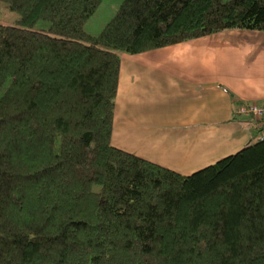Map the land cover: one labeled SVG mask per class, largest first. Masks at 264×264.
<instances>
[{
    "label": "trees",
    "instance_id": "16d2710c",
    "mask_svg": "<svg viewBox=\"0 0 264 264\" xmlns=\"http://www.w3.org/2000/svg\"><path fill=\"white\" fill-rule=\"evenodd\" d=\"M0 1V264H264V139L187 176L111 145L121 54L264 32V0H123L96 36L102 0Z\"/></svg>",
    "mask_w": 264,
    "mask_h": 264
},
{
    "label": "crops",
    "instance_id": "0c3cea01",
    "mask_svg": "<svg viewBox=\"0 0 264 264\" xmlns=\"http://www.w3.org/2000/svg\"><path fill=\"white\" fill-rule=\"evenodd\" d=\"M264 32L233 29L120 55L111 145L183 176L254 143L264 125Z\"/></svg>",
    "mask_w": 264,
    "mask_h": 264
},
{
    "label": "rangeland",
    "instance_id": "374dc122",
    "mask_svg": "<svg viewBox=\"0 0 264 264\" xmlns=\"http://www.w3.org/2000/svg\"><path fill=\"white\" fill-rule=\"evenodd\" d=\"M123 0H102L95 13L85 22L83 30L91 36L98 35L104 26L113 18L117 9ZM20 19L19 15L10 12L0 1V24L16 25ZM49 24L46 22H37L32 30H47Z\"/></svg>",
    "mask_w": 264,
    "mask_h": 264
},
{
    "label": "built area",
    "instance_id": "2783aa9c",
    "mask_svg": "<svg viewBox=\"0 0 264 264\" xmlns=\"http://www.w3.org/2000/svg\"><path fill=\"white\" fill-rule=\"evenodd\" d=\"M235 116L245 117L264 125V104L243 103L234 110ZM264 139V134L260 136V140Z\"/></svg>",
    "mask_w": 264,
    "mask_h": 264
}]
</instances>
